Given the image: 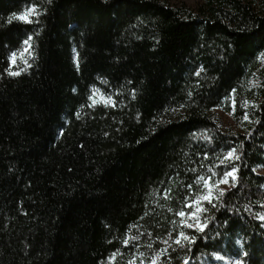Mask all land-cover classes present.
<instances>
[{
    "label": "trees",
    "instance_id": "1",
    "mask_svg": "<svg viewBox=\"0 0 264 264\" xmlns=\"http://www.w3.org/2000/svg\"><path fill=\"white\" fill-rule=\"evenodd\" d=\"M262 54L264 0H0V264H264ZM94 88L115 106L89 107ZM226 97L239 130L213 115ZM232 165L205 232L181 225L186 185Z\"/></svg>",
    "mask_w": 264,
    "mask_h": 264
},
{
    "label": "snow or ice",
    "instance_id": "2",
    "mask_svg": "<svg viewBox=\"0 0 264 264\" xmlns=\"http://www.w3.org/2000/svg\"><path fill=\"white\" fill-rule=\"evenodd\" d=\"M51 2V0H49ZM39 6L36 3H29L21 12L12 13L11 18L9 19V23L12 22L13 19L21 21L23 23L31 24L34 22V17H38L41 13L38 11ZM32 37L29 36L26 40H24L22 43L26 45V47L22 50H20V59L23 60L25 67L21 68L19 70H12V66L16 64L17 62V53L13 52L9 56V68H6L4 71L11 76H18L22 72L26 71L27 68L31 67L30 64H28V61L24 59V53L26 52L28 56H33V52L30 51L31 45L29 41H31ZM75 51V49H74ZM264 56V54H262ZM199 75V73H197ZM75 91V89H73ZM235 91V90H233ZM99 92V89H93L91 95H89L88 100L92 101L91 104H89V107H95L97 104V100L95 99L97 93ZM100 102L103 103L105 107L108 106H115V100L112 99L111 96L105 95L103 93L100 94ZM224 99H231V97H226ZM232 104L234 105L236 102L234 99H231ZM83 107V105H82ZM247 118V117H245ZM236 150L235 149H229L226 155L220 160V164H226L231 162L232 160H238L239 156L235 155ZM205 158H207V153H204ZM219 167V165L217 166ZM194 171V170H193ZM238 169L235 165H232L226 169L221 170L220 172H213L212 175L208 177L204 176H197L195 183L199 185V188H196L193 186V184H188L186 187L193 193L191 197H185L184 198V204L183 208L176 212V215L181 218L180 223L184 227L188 229H196V231L204 233L205 229L207 227V218L201 219V214L204 212H207V208L204 207V202H208L212 205L213 208L216 207V204L213 202L214 200L218 201L221 200L225 196L226 189L220 188V184L229 185L230 187H235L236 182L238 180L237 176ZM218 176L219 178L213 181V177ZM228 178H231V183ZM214 189L218 191H214ZM169 192L170 189H165L163 195L165 198H169ZM184 217H188L189 219H184ZM261 219H264V217H260ZM191 220L192 222H189ZM139 237H132V240H138ZM187 241L188 243H192L196 240L195 236H189L186 232L180 231L176 234L174 243L179 246L180 248H184V245L181 243V241ZM125 245L129 244V240L125 239L123 241ZM165 244H167V241H164ZM239 243V241H237ZM148 248H152L151 244L147 245ZM165 250H160L155 252L150 260L148 261V264H164L163 261H161L160 257L165 254ZM139 255L142 257L144 253H139ZM213 256L217 259H222L217 253H213ZM113 257H110L112 259ZM136 257L133 256L132 260L129 261V264H135ZM141 264H144L143 260H141ZM183 264H188V260L184 259ZM236 264H243L242 261L237 260Z\"/></svg>",
    "mask_w": 264,
    "mask_h": 264
},
{
    "label": "rangeland",
    "instance_id": "3",
    "mask_svg": "<svg viewBox=\"0 0 264 264\" xmlns=\"http://www.w3.org/2000/svg\"><path fill=\"white\" fill-rule=\"evenodd\" d=\"M162 1H166L167 3L174 5V6H178L181 5L182 3H185L191 7H196L200 2H202V0H162ZM30 43V41H29ZM31 45V44H30ZM26 47V45H23L22 49H24ZM21 49V50H22ZM17 53V62L16 64L19 63H24L23 60L20 59V50ZM27 53H24V59H27ZM261 60L262 63H264V56H261ZM20 61V62H19ZM15 64V65H16ZM13 65V66H15ZM258 84V76L257 74L251 79L250 81V85L251 86H256ZM103 93L105 95L111 96L112 99H114L112 94H109L107 92H105L102 89H99V92L97 93L95 99L97 100V103H101L100 102V94ZM249 103V102H248ZM213 115L219 120L220 124L222 125V127L224 129H230V130H239L241 128V123L236 119V117L234 116V105L231 103V109H227L225 107H218L215 108L213 111ZM259 171L261 173H264V168L259 169ZM230 183H231V178H228ZM220 188H224L226 190L230 189L231 187L229 185H224V184H220L219 185ZM214 191H218L216 189H214ZM206 202V201H205ZM204 202V204H205ZM184 219H189L188 217H184ZM201 219H202V214H201ZM189 222H192L191 220H189ZM229 264H235L234 262H230Z\"/></svg>",
    "mask_w": 264,
    "mask_h": 264
}]
</instances>
